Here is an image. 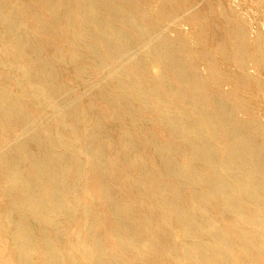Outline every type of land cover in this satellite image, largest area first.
<instances>
[{
    "label": "bare ground",
    "instance_id": "6f19581e",
    "mask_svg": "<svg viewBox=\"0 0 264 264\" xmlns=\"http://www.w3.org/2000/svg\"><path fill=\"white\" fill-rule=\"evenodd\" d=\"M0 264H264V0H0Z\"/></svg>",
    "mask_w": 264,
    "mask_h": 264
},
{
    "label": "rangeland",
    "instance_id": "374dc122",
    "mask_svg": "<svg viewBox=\"0 0 264 264\" xmlns=\"http://www.w3.org/2000/svg\"><path fill=\"white\" fill-rule=\"evenodd\" d=\"M221 76H222V75H219L218 77L221 79ZM223 78H224V77L222 76V79H223Z\"/></svg>",
    "mask_w": 264,
    "mask_h": 264
}]
</instances>
